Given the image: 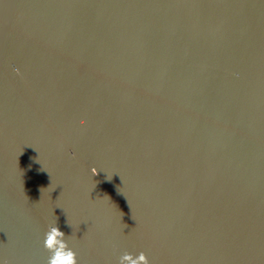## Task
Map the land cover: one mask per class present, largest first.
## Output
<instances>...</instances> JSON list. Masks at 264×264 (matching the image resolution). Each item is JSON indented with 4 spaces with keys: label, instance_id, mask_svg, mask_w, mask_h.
I'll return each mask as SVG.
<instances>
[{
    "label": "water",
    "instance_id": "water-1",
    "mask_svg": "<svg viewBox=\"0 0 264 264\" xmlns=\"http://www.w3.org/2000/svg\"><path fill=\"white\" fill-rule=\"evenodd\" d=\"M52 222L79 264H264V0H0V256Z\"/></svg>",
    "mask_w": 264,
    "mask_h": 264
},
{
    "label": "clouds",
    "instance_id": "clouds-1",
    "mask_svg": "<svg viewBox=\"0 0 264 264\" xmlns=\"http://www.w3.org/2000/svg\"><path fill=\"white\" fill-rule=\"evenodd\" d=\"M15 71L19 68L13 65ZM85 122L83 119L80 121ZM91 174L98 173V168L93 166ZM43 246L48 250L47 264H79L76 250L70 246L65 239V233L59 228L57 223H49L44 233ZM0 264H10L8 258L0 256ZM118 264H151L148 255L141 250L138 253L124 251L118 258Z\"/></svg>",
    "mask_w": 264,
    "mask_h": 264
}]
</instances>
